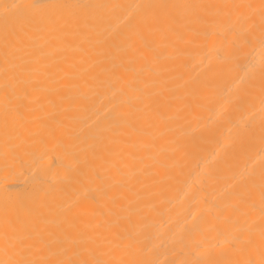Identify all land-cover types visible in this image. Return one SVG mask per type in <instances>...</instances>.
<instances>
[{
  "label": "bare ground",
  "instance_id": "1",
  "mask_svg": "<svg viewBox=\"0 0 264 264\" xmlns=\"http://www.w3.org/2000/svg\"><path fill=\"white\" fill-rule=\"evenodd\" d=\"M0 264H264V0H0Z\"/></svg>",
  "mask_w": 264,
  "mask_h": 264
}]
</instances>
